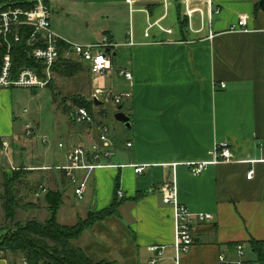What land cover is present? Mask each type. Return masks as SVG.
I'll return each mask as SVG.
<instances>
[{
	"label": "crops",
	"instance_id": "0c3cea01",
	"mask_svg": "<svg viewBox=\"0 0 264 264\" xmlns=\"http://www.w3.org/2000/svg\"><path fill=\"white\" fill-rule=\"evenodd\" d=\"M79 1L90 7L102 5L108 10L105 19L119 16L129 24L124 39L115 40L113 26H104L100 34L125 57L116 79H124L119 73L125 70L132 81L124 79L118 90L109 74L98 84L115 94H132L115 113L129 118L130 129L120 126L127 130L124 142L112 135L121 132L118 126L108 134L115 150L107 162L110 167L89 173L81 199L74 194L75 185L56 168L64 167L71 148H89L98 140V127L106 126L102 120L106 114H92L95 132L71 120L72 127L57 141L64 153L53 164L45 152L38 161H33V153L28 157L21 167L37 172L29 174L37 182L29 203L43 212L40 222L48 217L43 203L47 191L62 195L56 222L63 227L116 204L115 214L87 228L72 245L93 264H148L150 246H171L175 240L173 209L163 205L160 189L172 181L179 204L192 214L212 216L211 221L193 224L194 244L178 264H219L221 253L228 260L235 257L237 244L246 248L251 264H264V260L255 261L250 247V242L264 243V7H259L264 0H210L218 13L209 19L206 7V25L194 23L193 29L180 27L182 15L179 18L175 2L181 0H130V6L129 0ZM48 2L50 6L52 0ZM241 16L247 18V31L231 32ZM193 17L197 23L198 14ZM147 28L149 38H145ZM130 39L132 45H128ZM104 80L109 82L104 85ZM0 103V120L3 117L5 125L0 126L1 193L2 177L12 175L14 143L23 138L8 122V93L0 92ZM2 140L10 141L8 154L1 151ZM221 144L229 147L232 162L212 164L198 177L189 173L188 164L212 162L215 146ZM25 149L21 147L20 152ZM140 166L145 171L135 175L134 168ZM86 175V171L76 172L75 178L81 182ZM40 186L46 192L37 198ZM24 192L28 189L19 194ZM7 263L0 256V264Z\"/></svg>",
	"mask_w": 264,
	"mask_h": 264
},
{
	"label": "built area",
	"instance_id": "2783aa9c",
	"mask_svg": "<svg viewBox=\"0 0 264 264\" xmlns=\"http://www.w3.org/2000/svg\"><path fill=\"white\" fill-rule=\"evenodd\" d=\"M45 0H0V42L4 46V56L2 58L0 69V90L7 89H27V90H42L52 81L54 76V67L59 60H69L80 62L88 66L89 72L95 81L103 80L110 74L112 70V54L117 49L108 37H102L98 42L92 44H74L66 39H62L53 30L50 21V7L45 5ZM207 3V16L212 18V14H217L218 10L212 8L210 0H204ZM131 5L130 0L126 2ZM181 3L187 5L185 1ZM187 8V6H186ZM191 12V13H190ZM196 12L201 17V25L204 22V13L200 9H193L186 13V16L191 18V15ZM246 17L241 16L236 27L230 29L231 32L247 31ZM150 28V27H149ZM149 28L145 31V38H149ZM161 32L172 34L169 29H161ZM22 37L26 38V48L29 52L30 59L36 63L34 68H22L15 75L12 71V43L20 42ZM128 45H132L131 39ZM120 77H124L127 82H131L133 77L130 72L122 70L119 73ZM220 88L224 89L221 84ZM130 92L115 94L111 90H106L97 86L94 89V94L91 96L90 103L94 108L106 113L104 105H111L118 108L124 101L131 99ZM104 113V114H105ZM73 122L78 125H86L89 127L95 126L93 115H91L85 107L76 108L73 115ZM24 135L32 138L35 135L33 127L26 124L24 127ZM98 140L89 148L73 147L66 156L64 167H58L57 170L64 173L67 180L75 185L74 194L81 199L83 190L86 187L87 177L89 173L97 168L110 167L107 162L114 155V146L109 139L108 129L101 125L98 127ZM41 141L46 144L47 137L43 136ZM131 144H126L130 147ZM62 145L59 144V148ZM212 162H198L188 164L189 173L198 177L208 166L219 163L232 162V154L227 145L221 144L215 146ZM10 141H1V151L8 154ZM145 167H135V175L142 174ZM13 170H19L13 168ZM86 171L87 175L81 182L75 178L76 172ZM248 178L253 177L252 171L249 172ZM162 203L165 206H171L173 209L172 220L174 221L175 240L171 246L152 245L148 248L152 254V258L148 264H159L168 262L169 264H178L179 259L189 252L194 244L192 228L194 223H203L212 220L210 214H192L186 206L179 204L176 200V191L172 181H166L161 185ZM45 188L40 186L38 192L35 193L38 198L40 193H44ZM118 196L121 198L123 194L119 191ZM264 247V246H263ZM236 255L233 259L228 260L224 254H219L217 262L219 264H251L247 260L246 248L240 244L235 246Z\"/></svg>",
	"mask_w": 264,
	"mask_h": 264
},
{
	"label": "rangeland",
	"instance_id": "374dc122",
	"mask_svg": "<svg viewBox=\"0 0 264 264\" xmlns=\"http://www.w3.org/2000/svg\"><path fill=\"white\" fill-rule=\"evenodd\" d=\"M183 1H185L187 5L180 3V1L175 2L178 4L179 18L182 15L181 19L183 20L185 19L183 17H187V12L193 11V9H200L204 13V24L206 25L207 3L204 0ZM44 2L47 7H50V21L56 34L62 39L64 38L77 45L100 41L102 35L100 32L106 25L113 26L112 31L116 41L124 39L129 28L127 19H123V17L118 16L117 18L105 19L108 10H106L107 8L104 9V7H101L102 5L90 7L85 1L79 0H52L50 6L48 0H45ZM194 14L198 13H193L191 18L187 17L188 20H186V27L184 28L188 27L189 29H193L195 24L196 27H198V24L200 27L201 17L198 14L199 21L196 23V21L193 20ZM113 54V63L115 67L114 71L110 72L113 77L111 85L119 90L124 83V79H116L115 74L118 68L126 62L125 57L121 52L114 51ZM108 82L109 81L104 80L103 84L106 85ZM98 83L99 82L95 81V78L90 74L88 66L84 64L82 70L73 77L64 78L57 73H54L50 86L42 90H36V93L22 88L0 90V92H6L9 95L11 111L9 112L8 122L9 124H14L15 134L21 135L23 138L19 139V141L16 140L14 143L16 159H14L15 162L13 168L19 169L21 165L29 162L28 157L31 156L32 153L34 156L33 161L41 159V155L44 152L48 153L53 161L51 164H53L55 160H57L59 154L64 153V150L57 148V141L65 136L64 134L68 128L72 127L71 120L73 121V115L77 108L73 103V99L82 98L90 101L91 96L94 94V89L99 85ZM2 107V103H0V112ZM104 109L106 110V113L104 112L106 115L102 117V120L109 129L108 134H112L115 127L118 126V129L121 130V132H114L112 135H114L115 139L119 142H124L127 130L124 129L123 131L120 129L122 124L114 120V114L118 109L111 105H104ZM100 112L102 111L100 110ZM92 113L94 116H99V110L95 108ZM3 123L4 118L1 117L0 126H5ZM26 124L33 127L35 131L34 137L29 138L24 135V127ZM74 124L78 126L75 122ZM95 128L96 125L93 126V132H95ZM42 135L49 138L47 144H44L41 141ZM21 147H26V151L24 150L23 152H20ZM26 170L29 171L30 169L27 168ZM13 171L19 170L12 169V173ZM33 173L37 172H26V174L22 176L21 182H18L16 185L18 205L14 210L15 219L11 225H9L10 223L3 221L4 216H1L3 208L2 205H0V235L3 234V230H10L12 224H24L26 221L33 220L40 223V220L43 219V212L41 213L40 211H37L34 207L31 208L29 203L33 201L31 194L34 190V186L37 184L32 178V175L29 176V174ZM24 189H28V193L24 192L20 195L19 193L24 191ZM0 204L2 203L0 202ZM25 205H28L30 209L23 210V206ZM47 213L49 217L48 210ZM4 214L3 211V215ZM14 257L8 255L9 261L11 262ZM15 261L16 264H23L22 256L17 255Z\"/></svg>",
	"mask_w": 264,
	"mask_h": 264
},
{
	"label": "trees",
	"instance_id": "16d2710c",
	"mask_svg": "<svg viewBox=\"0 0 264 264\" xmlns=\"http://www.w3.org/2000/svg\"><path fill=\"white\" fill-rule=\"evenodd\" d=\"M180 27H186V19L180 20ZM25 43V37H22L18 43H12L11 56L14 75L24 67L34 68L36 66V63L29 57ZM4 53V46L0 42V69ZM82 67L84 64L80 62L59 60L54 67V73L64 78L73 77L82 70ZM32 92L36 93L34 90ZM73 103L77 108L85 107L91 115L93 114L90 101L80 98L73 99ZM120 107L123 106L117 109ZM26 172V168L21 167L19 171H13L10 178L2 177L3 189L0 193V202L5 213L4 220L10 223L9 225L15 219L14 210L18 205L16 185L21 182ZM43 200L49 212L48 219L43 223L33 220L26 221L24 224H12L10 230H3V234L0 235V256L8 261L7 264H16L17 255L22 256L23 264H93L83 252L72 245V241L77 240L87 228L97 224L98 221L115 214L116 204L98 214L89 213L85 219L78 220L74 226L63 227L56 222V215L62 204V195L57 191H47ZM263 246L264 243L250 242L256 262L264 260ZM8 255L15 256L11 262Z\"/></svg>",
	"mask_w": 264,
	"mask_h": 264
},
{
	"label": "water",
	"instance_id": "95a60500",
	"mask_svg": "<svg viewBox=\"0 0 264 264\" xmlns=\"http://www.w3.org/2000/svg\"><path fill=\"white\" fill-rule=\"evenodd\" d=\"M259 7L263 8L264 7V3L260 2ZM114 120L119 122L120 124L124 125L125 128L130 129V120H129L128 117H126L122 113L115 114L114 115Z\"/></svg>",
	"mask_w": 264,
	"mask_h": 264
}]
</instances>
